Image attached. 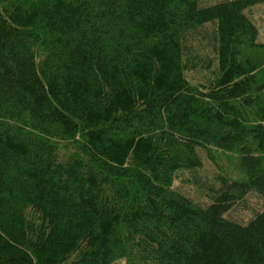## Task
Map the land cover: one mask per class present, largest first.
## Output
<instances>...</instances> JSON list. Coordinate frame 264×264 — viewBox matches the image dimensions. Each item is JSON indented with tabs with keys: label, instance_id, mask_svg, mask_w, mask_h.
<instances>
[{
	"label": "trees",
	"instance_id": "obj_1",
	"mask_svg": "<svg viewBox=\"0 0 264 264\" xmlns=\"http://www.w3.org/2000/svg\"><path fill=\"white\" fill-rule=\"evenodd\" d=\"M260 4L0 0V264H264Z\"/></svg>",
	"mask_w": 264,
	"mask_h": 264
},
{
	"label": "rangeland",
	"instance_id": "obj_2",
	"mask_svg": "<svg viewBox=\"0 0 264 264\" xmlns=\"http://www.w3.org/2000/svg\"><path fill=\"white\" fill-rule=\"evenodd\" d=\"M221 1L225 0H200V3L203 6H206ZM245 14L257 28L258 43L264 44V4H260L248 9ZM194 46L196 47V45ZM200 52L201 54L210 55L209 46L206 44V47H204L203 45V49H200ZM202 76L203 74L201 72L188 74L189 80L193 83H196L199 79L202 78ZM197 153L201 156L199 151ZM201 157L204 162L203 168H201L200 170H196L195 172H178L173 182V188L178 192L184 194L185 196L189 197L194 202L201 205H206L210 203L207 199L208 191L206 187L216 185V183L214 182V176L216 174V171L214 170V167L203 156ZM225 216L234 220L245 222L248 221L252 215L251 211L235 209L227 213ZM114 264H125V262L124 260H118Z\"/></svg>",
	"mask_w": 264,
	"mask_h": 264
}]
</instances>
